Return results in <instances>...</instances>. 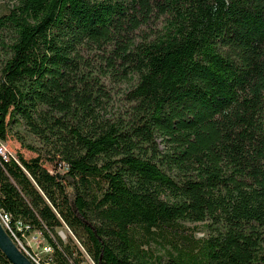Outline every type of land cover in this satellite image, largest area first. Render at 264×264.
<instances>
[{
	"label": "trees",
	"instance_id": "obj_1",
	"mask_svg": "<svg viewBox=\"0 0 264 264\" xmlns=\"http://www.w3.org/2000/svg\"><path fill=\"white\" fill-rule=\"evenodd\" d=\"M16 127L39 144L0 155V211L44 264H176L200 232L203 264H264V0H0Z\"/></svg>",
	"mask_w": 264,
	"mask_h": 264
},
{
	"label": "rangeland",
	"instance_id": "obj_2",
	"mask_svg": "<svg viewBox=\"0 0 264 264\" xmlns=\"http://www.w3.org/2000/svg\"><path fill=\"white\" fill-rule=\"evenodd\" d=\"M13 129L15 133L13 132H11L10 134L8 133L6 135V139L1 141V145L5 148L6 153H8V155L15 156V157L17 153L21 154L25 158L34 157L35 152L31 148L26 147L24 145L29 144L30 146H37L39 144L37 139L31 136L28 131H23L21 127H16ZM22 140L26 144L22 142ZM43 164L49 171H51L52 167H51L50 162L45 161ZM60 171H62V168H60ZM121 186H122V181L119 178H113L109 183L103 186V189L106 192L109 190L119 191ZM110 197H111L110 194L107 193L103 198H101V200L99 199L98 201L95 202L96 205H92V208L96 210V213L98 211L99 215L101 216L111 215L110 212H115V211L118 213V209L120 207L118 206V203L111 200ZM105 199H108V202H106V204H102L103 202L101 201ZM107 209L109 210V212L106 211ZM0 224L2 225L4 229V225L2 224L1 221H0ZM58 231H62V233L65 235H67L68 233V229L65 226L59 228ZM6 233L8 234V232ZM197 237L200 242V247L195 252H185L179 249L175 244H171V247L174 250H176V253H177V256L174 258V261L176 264H203V262L205 261V257L203 253L205 249V245L203 241L204 240L203 233L201 232L198 233ZM12 241L14 242L13 239ZM15 245L29 259V257L23 252V250L19 247V245L16 242H15ZM132 246L136 251L139 250L140 252H142L144 249L143 243H140V242H132ZM34 249L36 251H40V249H37L36 247H34ZM42 254L46 255L47 253L43 252Z\"/></svg>",
	"mask_w": 264,
	"mask_h": 264
},
{
	"label": "built area",
	"instance_id": "obj_3",
	"mask_svg": "<svg viewBox=\"0 0 264 264\" xmlns=\"http://www.w3.org/2000/svg\"><path fill=\"white\" fill-rule=\"evenodd\" d=\"M0 155L4 158L9 156L1 144ZM9 220V216L0 211V221L10 238L14 240V243L16 242L19 245L33 264H44V259L52 253V247L46 242L43 233L40 230H31L28 225H24L21 222H17L16 228H13ZM57 233L62 239L66 238V235L62 231H58ZM34 247L40 249V251H36ZM43 252L47 254L43 255Z\"/></svg>",
	"mask_w": 264,
	"mask_h": 264
},
{
	"label": "water",
	"instance_id": "obj_4",
	"mask_svg": "<svg viewBox=\"0 0 264 264\" xmlns=\"http://www.w3.org/2000/svg\"><path fill=\"white\" fill-rule=\"evenodd\" d=\"M0 251L12 264H33L15 245L0 224Z\"/></svg>",
	"mask_w": 264,
	"mask_h": 264
}]
</instances>
